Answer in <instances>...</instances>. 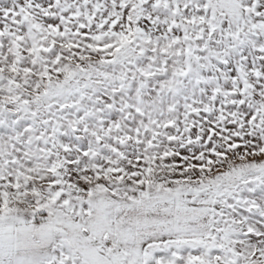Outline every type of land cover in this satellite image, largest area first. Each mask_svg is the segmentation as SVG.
<instances>
[{
    "label": "snow or ice",
    "instance_id": "6c2138e0",
    "mask_svg": "<svg viewBox=\"0 0 264 264\" xmlns=\"http://www.w3.org/2000/svg\"><path fill=\"white\" fill-rule=\"evenodd\" d=\"M0 264H264V0H0Z\"/></svg>",
    "mask_w": 264,
    "mask_h": 264
}]
</instances>
